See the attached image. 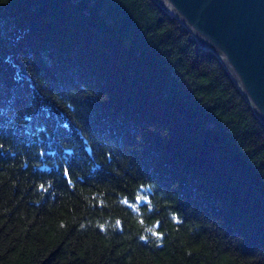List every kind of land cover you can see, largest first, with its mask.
Instances as JSON below:
<instances>
[{
	"label": "trees",
	"instance_id": "1",
	"mask_svg": "<svg viewBox=\"0 0 264 264\" xmlns=\"http://www.w3.org/2000/svg\"><path fill=\"white\" fill-rule=\"evenodd\" d=\"M0 264H264V121L156 0H0Z\"/></svg>",
	"mask_w": 264,
	"mask_h": 264
},
{
	"label": "water",
	"instance_id": "2",
	"mask_svg": "<svg viewBox=\"0 0 264 264\" xmlns=\"http://www.w3.org/2000/svg\"><path fill=\"white\" fill-rule=\"evenodd\" d=\"M156 1L218 55L264 121V0Z\"/></svg>",
	"mask_w": 264,
	"mask_h": 264
}]
</instances>
